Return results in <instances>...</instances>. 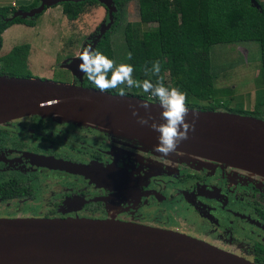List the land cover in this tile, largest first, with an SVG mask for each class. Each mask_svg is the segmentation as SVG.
I'll use <instances>...</instances> for the list:
<instances>
[{"label": "water", "instance_id": "water-1", "mask_svg": "<svg viewBox=\"0 0 264 264\" xmlns=\"http://www.w3.org/2000/svg\"><path fill=\"white\" fill-rule=\"evenodd\" d=\"M86 0H39L29 11L17 10L5 19H33L45 9L65 2ZM116 0H96L106 7L109 22L92 42L93 49L115 24ZM252 7L259 9L256 0ZM74 59L69 70L82 80ZM82 82V81H81ZM151 105L160 120L159 103L137 97H120L99 90L51 80L0 76V124L26 116L74 121L137 141L150 149L158 133L139 124L130 106ZM199 114L195 132L189 133L180 155L207 160L264 178V120L251 116L189 109ZM141 117L148 113L140 109ZM151 123V121H150ZM176 155V154H175ZM42 166L92 178L80 165L42 159ZM107 184H131L134 179L105 170ZM121 178L123 181H121ZM92 180V179H91ZM0 264H253L207 243L173 231L114 220L0 219Z\"/></svg>", "mask_w": 264, "mask_h": 264}, {"label": "flooded vegetation", "instance_id": "flooded-vegetation-1", "mask_svg": "<svg viewBox=\"0 0 264 264\" xmlns=\"http://www.w3.org/2000/svg\"><path fill=\"white\" fill-rule=\"evenodd\" d=\"M128 141L95 127L37 115L0 124V219L114 220L164 228L264 264V178L235 174L232 183L238 182L242 197L252 200L234 197L236 204L214 185L199 186L204 177L198 173L179 177L185 191L166 193L168 172L162 162L151 164L152 154L160 153ZM46 158L80 165L92 178L42 166L40 160ZM213 164L214 175L218 168L231 172ZM105 170L134 181L107 184Z\"/></svg>", "mask_w": 264, "mask_h": 264}, {"label": "trees", "instance_id": "trees-1", "mask_svg": "<svg viewBox=\"0 0 264 264\" xmlns=\"http://www.w3.org/2000/svg\"><path fill=\"white\" fill-rule=\"evenodd\" d=\"M133 0H116L117 13L115 24L97 43L99 49L110 59L116 61L111 34L120 26L124 8ZM138 3V26L127 23L123 28L124 44L138 79H153L151 73L145 75L143 68L152 67L153 62L161 64V75L165 84L178 87L187 93L188 109L222 112L251 116L264 120V1L256 0L259 9L252 7L250 0H136ZM35 0L29 6L0 8V48L2 34L13 25L22 24L34 27L36 20L16 18L11 22L5 19L17 10L29 11L38 6ZM62 14L67 21L75 22L87 7L100 6L96 0L80 3L65 2L61 5ZM258 43L261 69L256 83L255 105L252 111L230 108L232 90H217L211 71L210 50L217 45ZM30 45L14 47L8 54L0 57V76L10 78H31L27 59ZM81 86L95 89L88 80L83 79ZM118 89L107 93L117 95ZM126 96L137 97L159 103L148 93L132 88ZM203 103V104H202ZM258 178H262L257 176Z\"/></svg>", "mask_w": 264, "mask_h": 264}, {"label": "rangeland", "instance_id": "rangeland-1", "mask_svg": "<svg viewBox=\"0 0 264 264\" xmlns=\"http://www.w3.org/2000/svg\"><path fill=\"white\" fill-rule=\"evenodd\" d=\"M0 2L2 5L17 6L15 8L27 4L26 0H0ZM61 11L60 5L47 8L38 17L34 27L17 24L5 30L1 36L0 57L8 54L14 47L25 44L30 45L27 65L31 78L80 85L82 80L73 74L68 67L74 59H77L78 53L84 47L92 44L96 35L99 34L100 28L109 22L108 10L102 5L87 7L75 22L67 21ZM127 23L138 26L141 31L143 29L139 24L138 3L136 0L129 2L124 8L120 26L111 34L117 64L127 63V51L123 34V28ZM210 57L215 88L217 90L228 89L229 92L232 90L233 99L229 102V107L252 111L255 105L256 83L258 84L261 69L258 43L247 42L213 46L210 50ZM131 90L125 88V91ZM61 121L67 122L66 120ZM76 124L78 127L92 128L88 125ZM128 144L146 149V152L153 150L133 140H129ZM160 162H162L163 170L167 171L169 176L164 179L165 185L169 188L166 193H170L173 189L185 191L184 182L179 181V177L186 173H198L204 177L198 180L199 186L214 185L215 191H219L222 195L227 192L226 194L233 203L235 202L234 197L240 196L242 201L250 199L249 197H242V188H239V183H232L231 179L235 174L246 175L250 178L252 177L251 174L233 168V170L230 168L231 172H222L218 168L216 175H214L216 165L213 163L215 162L211 163V161L177 154H172L166 158L162 157L161 154H152L151 164L159 167ZM208 162L211 164L206 167ZM180 196L177 195L176 198ZM240 208L249 209L250 206L243 205ZM162 229L164 230V228ZM232 244L231 240L226 241L227 246L230 247Z\"/></svg>", "mask_w": 264, "mask_h": 264}, {"label": "clouds", "instance_id": "clouds-1", "mask_svg": "<svg viewBox=\"0 0 264 264\" xmlns=\"http://www.w3.org/2000/svg\"><path fill=\"white\" fill-rule=\"evenodd\" d=\"M77 59L80 61L77 70L101 93L118 89L117 95L124 97L127 94L125 88H135L158 100L161 109L159 122L150 114L151 105L147 103L142 102L139 106H130L132 115L138 117L139 124L150 125L151 129L158 133V143L153 149L154 152L160 153L164 158L172 154H182L178 152V149L184 141L189 140V133L195 132L199 114L192 113V121L188 122L187 93L178 87L165 84L159 61L153 62L150 69L147 66L143 68L145 75L151 73L155 77L153 80L136 78V69L131 63L117 64L98 48L93 49L91 44L78 53ZM127 59H132L131 53L128 54ZM141 108L148 113L147 117L140 116Z\"/></svg>", "mask_w": 264, "mask_h": 264}, {"label": "crops", "instance_id": "crops-1", "mask_svg": "<svg viewBox=\"0 0 264 264\" xmlns=\"http://www.w3.org/2000/svg\"><path fill=\"white\" fill-rule=\"evenodd\" d=\"M27 1V4H26V6H29V5H31V4H33V2L35 1V0H26ZM1 3V2H0ZM2 6H4V7H13V8H15V7H17V6H15V5H2ZM20 7V6H19ZM62 12V11H61Z\"/></svg>", "mask_w": 264, "mask_h": 264}, {"label": "built area", "instance_id": "built-area-1", "mask_svg": "<svg viewBox=\"0 0 264 264\" xmlns=\"http://www.w3.org/2000/svg\"><path fill=\"white\" fill-rule=\"evenodd\" d=\"M2 7V4L0 3V8Z\"/></svg>", "mask_w": 264, "mask_h": 264}]
</instances>
